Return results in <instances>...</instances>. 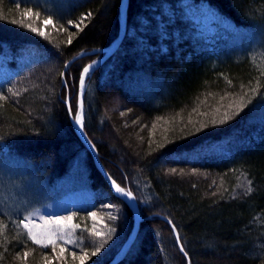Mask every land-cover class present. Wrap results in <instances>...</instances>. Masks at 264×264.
Instances as JSON below:
<instances>
[{
    "label": "trees",
    "instance_id": "obj_1",
    "mask_svg": "<svg viewBox=\"0 0 264 264\" xmlns=\"http://www.w3.org/2000/svg\"><path fill=\"white\" fill-rule=\"evenodd\" d=\"M121 3L0 0V197L9 187L18 205L9 209L0 199V264H45V257L79 264L73 250L87 247L90 254L103 242L86 231L94 224L116 231L86 264H108L132 231L130 207L97 169L66 104L70 99L75 112L80 73L102 54L69 60L110 44L120 30ZM28 8L41 14L36 27L53 18L48 36L21 26L31 23L22 17ZM201 9L211 10L226 30L201 32L193 18ZM87 13L77 30L74 24ZM261 70L264 0H129L123 40L87 75L84 93V131L108 175L133 194L141 216L117 264H264ZM241 96L251 102L219 123L226 111L236 112ZM77 189L86 203L53 216H72L80 225L66 236L72 243L58 240L56 252L34 244L19 221ZM59 246L67 249L63 257Z\"/></svg>",
    "mask_w": 264,
    "mask_h": 264
},
{
    "label": "snow or ice",
    "instance_id": "obj_2",
    "mask_svg": "<svg viewBox=\"0 0 264 264\" xmlns=\"http://www.w3.org/2000/svg\"><path fill=\"white\" fill-rule=\"evenodd\" d=\"M39 12H34L32 9L28 8L25 9L22 13V17L24 20H31V23H23L21 22L22 27H26L29 31L41 36L46 37L49 35V33L46 31L47 27L49 25L55 26V22L51 16L45 17L42 21H40V27L34 26L36 23V20L40 17ZM91 13H87L85 16L81 18V20L78 23L74 24V27L77 28V30H80V25L83 23L84 19L91 16ZM35 17V19H33ZM3 18V17H0ZM12 23H17V20L13 19L11 21ZM69 25H73V21H68ZM60 31H67V28H60ZM68 44L72 43V35L69 34L68 36ZM68 65L65 64V68H67ZM91 65L86 66L83 68L82 72L80 73L79 77V85L81 90V95L78 96L77 99V105L76 110L73 112V107L71 104L70 99H66V104L68 106L69 115H74V122L81 127V130H83V100H82V93L85 88L86 83V77L90 71ZM65 74L61 73V77H63ZM261 75H264V70H261ZM67 86V85H65ZM251 92L255 93L256 89L252 88L250 89ZM247 93H245V96ZM245 96H241L239 100L236 103V112L232 114V116L229 115V113L226 111L223 114V117L219 121V123H225L229 119L233 118L236 115H239L240 111L243 110L244 107H246L247 103L251 102V97L249 96L247 101L245 100ZM5 99V97L0 96V100ZM217 121L213 120V123L215 124ZM166 144H160L158 147L163 148ZM172 172H175V169L171 170ZM113 187L115 191L122 195L126 196L129 200L133 199V194L130 191H126L124 188L120 187L113 181ZM106 207H112V205H106ZM89 217L93 221H97V223H100L101 221L97 220V214L95 212H90ZM41 219L44 221L43 224H35L32 221H28V218L26 217L24 220L19 221L21 225L28 231V237L32 240V242L36 245L41 246H52L53 252H56L57 248V241L63 240L65 244L72 243V240L66 239V236L70 237L72 235V231L79 228L80 225L72 223L73 217L72 216H56V217H49L44 218L41 217ZM110 220H116L117 217L114 215L109 214ZM169 223H172L169 221ZM105 227L108 228L107 232H104L102 230H98L96 225L94 224L92 228L86 229L88 233L91 236L101 238L103 239L102 243L93 244L92 250L89 254V251L87 250V247L83 248L79 254L75 250L71 252V255L74 260H78L79 264H86V261L90 259V257H95L99 253H101L102 249H104L105 245L108 243V239L111 238V235L116 231L113 227H108L105 225ZM173 232H176L175 226H173ZM177 243L181 244V240L179 236H177ZM67 249L63 246H59V253L57 254L58 257H63ZM181 252H184V248L181 246L180 248ZM24 256L27 257L28 253L25 252ZM45 264H52V261L49 260L47 257H45Z\"/></svg>",
    "mask_w": 264,
    "mask_h": 264
},
{
    "label": "water",
    "instance_id": "obj_3",
    "mask_svg": "<svg viewBox=\"0 0 264 264\" xmlns=\"http://www.w3.org/2000/svg\"><path fill=\"white\" fill-rule=\"evenodd\" d=\"M128 3H129V0H122L121 6H120V30H119V33L117 34V36L110 42V44L108 46L104 47V48L91 49V50H87V51H81L77 55L72 57L69 60L68 64L74 62L75 60L83 58L85 56H88V55H94V54H97V53L102 54L101 57L90 61L89 63H87L84 66V67H86V66L91 65L90 71L88 73V74H90L98 65L102 64L104 61H106L108 58H110L116 52V50L119 48V46H120V44H121V42L123 40V37H124V34H125V30H126ZM62 82L65 83L64 76L62 77ZM84 93H85V88H84L83 93H82V100H83V130H81V127L79 125H77L75 122L73 123L74 130H75L77 136L79 137V139L81 140V142L87 147L88 151L92 155L93 161H94L97 169L100 171V173L102 174L103 178L106 180L109 188L112 190V192H114L115 194L120 196L127 203V205L130 207V209H131V211L133 213V216H134V224H133V228H132V231H131L129 237L124 242L122 247L119 249V251L117 252L115 257L108 263V264H117L120 260H122L124 258V256L126 255V253L129 250V248L131 247L133 241L135 240V237H136L137 232H138L139 222L141 220V216L139 214L138 205H137V202H136V199L134 198V196H133V199L129 200L126 196H122V195L118 194L115 191V189L113 187V181L114 180L108 175V173L106 172V170L104 169V167L100 163V160L98 159L96 150H95L92 142L90 141V139L86 135V132L84 131ZM79 95H81V90H80V85H79V82H78L77 99H78ZM67 108H68V106H67ZM125 190L129 191L128 189H125ZM165 220L168 223L170 221L169 219H166V218H165ZM169 224L171 225V227L173 229L172 223H169ZM173 234H174V236L176 238V241H177V236H178L177 230H176V232H173ZM178 246H179V248H181V244H178Z\"/></svg>",
    "mask_w": 264,
    "mask_h": 264
},
{
    "label": "rangeland",
    "instance_id": "obj_4",
    "mask_svg": "<svg viewBox=\"0 0 264 264\" xmlns=\"http://www.w3.org/2000/svg\"><path fill=\"white\" fill-rule=\"evenodd\" d=\"M193 18L199 23L198 26L201 29H204V31L201 32L219 35L226 30V28L223 26L224 22L217 20L215 15L209 9H201L193 15ZM2 73L3 67L0 63V78ZM3 191L6 193V197L4 198L1 196L0 199L3 200L8 207H10L9 209H17L18 205L17 202L13 200L11 189L9 187H5ZM18 191H20V188H18ZM86 197L87 196L84 191H81L80 189L72 190L69 193L64 194V196L59 201L45 202L40 208H34L33 210H30L26 214L25 218L27 217L28 221H32L35 224H43L44 221L41 219V217H53L57 212L65 210L68 207L83 205L86 203ZM10 199L14 202H11L9 205V201H11Z\"/></svg>",
    "mask_w": 264,
    "mask_h": 264
},
{
    "label": "bare ground",
    "instance_id": "obj_5",
    "mask_svg": "<svg viewBox=\"0 0 264 264\" xmlns=\"http://www.w3.org/2000/svg\"><path fill=\"white\" fill-rule=\"evenodd\" d=\"M119 33V32H118ZM170 220V219H169ZM164 221H166V220H164ZM171 221V220H170ZM169 225V224H168Z\"/></svg>",
    "mask_w": 264,
    "mask_h": 264
}]
</instances>
